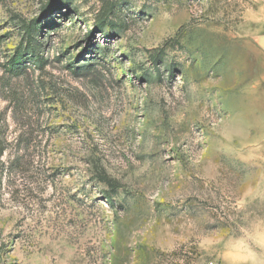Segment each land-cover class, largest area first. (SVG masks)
<instances>
[{
  "label": "rangeland",
  "instance_id": "1",
  "mask_svg": "<svg viewBox=\"0 0 264 264\" xmlns=\"http://www.w3.org/2000/svg\"><path fill=\"white\" fill-rule=\"evenodd\" d=\"M247 5L0 0V264H264Z\"/></svg>",
  "mask_w": 264,
  "mask_h": 264
},
{
  "label": "trees",
  "instance_id": "2",
  "mask_svg": "<svg viewBox=\"0 0 264 264\" xmlns=\"http://www.w3.org/2000/svg\"><path fill=\"white\" fill-rule=\"evenodd\" d=\"M30 32V30H28ZM31 44H29L27 46L26 49L24 50H18L17 53L15 54V56L6 63L5 65V72L10 74L11 77H19L22 76L26 71L25 68L20 67L21 65H23L24 60L28 59V60H32L35 63H39V64H43L44 62V58L43 57H39L36 56L34 54L35 52V47L32 46L30 47ZM28 52V53H27ZM36 58V59H35ZM90 66H83L80 67L81 69H86L89 68ZM81 69L79 70V68H75L73 71L75 74H78L79 71H81ZM80 73V72H79ZM33 135V131L32 130H22L21 134H19V136L17 137V141H21L22 138L24 137H31ZM9 147V143H8V134L6 133V130H0V162L2 160V158L4 157L5 153L7 152ZM18 159V157L15 158V160ZM12 164H14V161L12 162Z\"/></svg>",
  "mask_w": 264,
  "mask_h": 264
},
{
  "label": "crops",
  "instance_id": "3",
  "mask_svg": "<svg viewBox=\"0 0 264 264\" xmlns=\"http://www.w3.org/2000/svg\"><path fill=\"white\" fill-rule=\"evenodd\" d=\"M247 4L241 20L244 23H252L254 32L264 40V0H247Z\"/></svg>",
  "mask_w": 264,
  "mask_h": 264
},
{
  "label": "built area",
  "instance_id": "4",
  "mask_svg": "<svg viewBox=\"0 0 264 264\" xmlns=\"http://www.w3.org/2000/svg\"><path fill=\"white\" fill-rule=\"evenodd\" d=\"M210 264H218V263H214V262H212V263H210Z\"/></svg>",
  "mask_w": 264,
  "mask_h": 264
}]
</instances>
